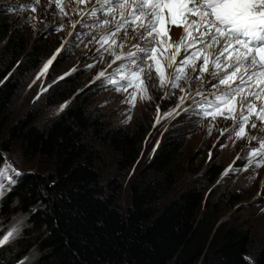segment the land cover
<instances>
[{"label": "trees", "instance_id": "1", "mask_svg": "<svg viewBox=\"0 0 264 264\" xmlns=\"http://www.w3.org/2000/svg\"><path fill=\"white\" fill-rule=\"evenodd\" d=\"M10 30L0 16V45L10 56L7 65L0 61V165L3 153L17 144L40 170L15 176L0 200L1 217L8 218L15 207L27 217L24 230L31 238L1 247L0 264H20L32 251L30 264H196L200 259V264H264V221L218 223L225 205L241 200L237 193L214 201L194 181L165 200L180 175L182 132L168 131L131 179L130 203L123 209L117 203L121 183L104 182L99 171L102 148L115 154L119 170L129 168L148 134L142 122L132 129L113 126L90 108L87 97H77L44 128L33 112L10 123L20 79L41 55V48L28 50L29 43ZM59 87L54 98H65ZM220 173L211 166L206 182L212 184Z\"/></svg>", "mask_w": 264, "mask_h": 264}, {"label": "snow or ice", "instance_id": "2", "mask_svg": "<svg viewBox=\"0 0 264 264\" xmlns=\"http://www.w3.org/2000/svg\"><path fill=\"white\" fill-rule=\"evenodd\" d=\"M39 4L40 0H30L11 8L34 14ZM53 4L56 15L67 17L75 11L80 17L70 24V37L79 39L84 33L76 32V26L82 25L90 30L89 44L99 46L93 51L100 55V62L105 54L112 57L95 79H103L116 92L134 89L131 99L122 101L128 103L129 111L135 107L138 94L141 100H152L155 97L150 90L154 89L163 92V101L179 91L175 106L163 112V117L191 113L208 118V135L215 126L212 122L230 120L229 127L220 129V136H235L247 142L224 170L221 180L231 172L255 171L264 166V0H48L45 8ZM79 5L90 7L85 11ZM34 19V15H29L26 23ZM171 26L182 28L184 35L179 42H170ZM63 27L59 25L54 30L61 31ZM93 29L101 33L99 38L91 34ZM64 50L62 43L44 63L37 79L47 73ZM41 91L47 88L42 87ZM64 107L66 104L60 106L61 110ZM156 108L159 123L160 105ZM241 159L247 160L244 167L234 168L236 160ZM19 175L6 158L0 165V197ZM18 233L19 223L0 235V246L15 239Z\"/></svg>", "mask_w": 264, "mask_h": 264}, {"label": "rangeland", "instance_id": "3", "mask_svg": "<svg viewBox=\"0 0 264 264\" xmlns=\"http://www.w3.org/2000/svg\"><path fill=\"white\" fill-rule=\"evenodd\" d=\"M29 2L30 0H0V16L9 23L10 31L15 32L20 39L29 43L28 50L34 47L41 48L38 64L20 79V87L14 95L9 109L10 123L24 118L29 112H33L37 117L36 124L44 128L57 119L59 114L77 97L80 99L87 97L90 108L99 112L113 126L132 129L139 122H142L148 134L140 148L137 160L129 168L119 170L117 159L114 157L115 154L104 147L102 148L104 159L99 164V171L102 173L104 182L117 179L121 183L117 195V203L123 209L130 203L131 192L129 184L131 179L154 157L160 144L166 138L168 131L173 133L182 132L184 145L177 162L180 175L165 200L177 195L183 187L196 181L200 185H204L207 195L213 194L214 201H217L223 194H227L226 198L234 193L240 196L241 200L236 202V204L225 205V209L220 213L218 223L223 220H226L229 224H235L242 220L254 222L257 218H259V222L264 221V187H262L264 166L255 171L249 169L246 172H231L221 180L224 170L232 164L237 154L241 153V150L247 146V142L244 139L237 140L235 136L228 139L226 136H220V129L229 127L231 125L230 120L223 121L218 119L212 122L215 126L211 135H208L207 129L210 124V119L208 118L201 119L191 113L187 115L182 113L175 117H163V112L175 106L176 98L181 95L179 91H176L175 95L170 99L163 101L160 98L163 92L154 89L150 90L155 97L152 100H141L138 94L135 107L129 111L128 103L122 101H125L126 98L131 99V93L134 89H129L128 92H116L115 88L105 83L103 79H95L97 74L107 67L112 57L105 54L103 62H100V55L93 51L94 48L99 46L95 43L89 44L92 36L87 33L90 30L83 28L82 25L77 24L76 26V32L84 33L79 39L69 36V32L72 31L70 24L80 18L76 12H70L67 17L56 15L55 4L51 8H45L48 0H40V4L34 14L11 8L12 5ZM64 2L66 3L67 0H64ZM86 6L79 5L78 7L85 9ZM73 7L77 6L74 5ZM89 7L90 5L87 8ZM29 15H34L36 19L26 23ZM89 22H91V18ZM59 25H64L63 30H54ZM91 34L96 35L97 38L101 35L95 29L91 30ZM183 35L182 28L170 27L171 43L179 42ZM62 43L65 44V50L49 67L47 73L37 79L44 63L52 57ZM86 44L88 47H85ZM3 46L4 43L0 45V61L4 66L8 64L10 56L7 52H3ZM181 52L183 53V50ZM167 54L166 52L165 56ZM180 59L181 57L178 56L177 61ZM89 64L93 65V67H86ZM73 68L76 71H71ZM109 71H112V69H109ZM68 72H71V74L65 76L62 80L58 79ZM54 81L55 83H53ZM58 86H60L59 90L61 93H65V98H54V91ZM42 87L47 88V91L42 92ZM38 93L39 98L37 99ZM64 104H66V107L61 110L60 106ZM157 105H160L161 119L159 123H156L158 118ZM129 116H131L130 120H128ZM234 140L235 144H233ZM221 144H226V147H221ZM210 152L211 159L209 158ZM3 155L20 173L26 171L38 172L40 170L37 160L23 158L17 144L10 151L3 153ZM246 163L247 160L245 159L236 160L233 167L242 169ZM211 166L221 169V173L212 184H208L204 175ZM253 176H255V179H252ZM217 181H220V183H217ZM6 192L7 190L4 195ZM258 193H261V195H258ZM244 203L250 204L244 205ZM17 223H19L18 235L15 239L3 245L4 247H14L31 239L24 230L27 227V217L16 207L12 209L8 218L0 216V228L3 229L0 235L6 233L12 225ZM33 260V251L32 253L28 252L23 258L24 264H30ZM200 262L201 259L196 264H200Z\"/></svg>", "mask_w": 264, "mask_h": 264}, {"label": "water", "instance_id": "4", "mask_svg": "<svg viewBox=\"0 0 264 264\" xmlns=\"http://www.w3.org/2000/svg\"><path fill=\"white\" fill-rule=\"evenodd\" d=\"M26 173H29L28 171H26V172H22L21 174H26ZM32 173H33V171H32ZM250 203H244V205H249ZM241 205V204H240ZM239 205V206H240ZM217 226V225H216Z\"/></svg>", "mask_w": 264, "mask_h": 264}, {"label": "bare ground", "instance_id": "5", "mask_svg": "<svg viewBox=\"0 0 264 264\" xmlns=\"http://www.w3.org/2000/svg\"><path fill=\"white\" fill-rule=\"evenodd\" d=\"M87 7H88V5L86 6V8L84 9V10H86L87 9ZM80 8V7H79ZM81 8H83V7H81ZM175 31V30H174Z\"/></svg>", "mask_w": 264, "mask_h": 264}]
</instances>
